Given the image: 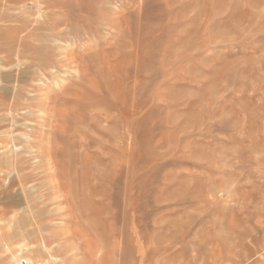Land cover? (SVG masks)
<instances>
[{
  "label": "rangeland",
  "instance_id": "374dc122",
  "mask_svg": "<svg viewBox=\"0 0 264 264\" xmlns=\"http://www.w3.org/2000/svg\"><path fill=\"white\" fill-rule=\"evenodd\" d=\"M30 261L264 264V0H0V264Z\"/></svg>",
  "mask_w": 264,
  "mask_h": 264
},
{
  "label": "bare ground",
  "instance_id": "6f19581e",
  "mask_svg": "<svg viewBox=\"0 0 264 264\" xmlns=\"http://www.w3.org/2000/svg\"><path fill=\"white\" fill-rule=\"evenodd\" d=\"M62 6V5H61ZM141 34V33H140ZM78 77V76H77ZM87 84H85V86H86ZM63 87V86H62ZM93 88V87H92ZM94 88H96V87H94ZM99 88V86L97 87V89ZM100 89V88H99ZM67 90V89H66ZM75 89H73V91H74ZM65 91V90H64ZM100 91V90H99ZM76 94L72 97H70V98H63L64 99V102L65 103H70L71 102V104L73 105V106H75V107H77V109L80 107L81 108V106L82 105H89L90 104V106L92 105V106H94V107H98V106H101L100 104H102V102L100 103V101H106V98L108 97H106L105 95H104V93H103V96H100V94L96 91V89H91V87L89 86V88H86V87H82V89H77L76 91ZM101 92V91H100ZM107 94V93H106ZM107 100H108V98H107ZM107 102V101H106ZM106 102H103V103H106ZM114 103H111V105L109 104V106H110V109H111V107L113 106L112 104H114L115 105V101H113ZM95 103H96V105H95ZM100 103V104H99ZM94 104V105H93ZM105 105V104H104ZM84 106H82V107H84ZM89 106V107H90ZM102 106H103V104H102ZM106 106V105H105ZM88 107V106H87ZM96 107V108H97ZM80 108L76 111V112H78L79 110H80ZM99 108V107H98ZM101 108V107H100ZM102 108H104V106L102 107ZM113 108H114V106H113ZM82 109V108H81ZM84 109V108H83ZM88 109V108H87ZM85 110V109H84ZM109 109H106L105 108V112H102L101 110L100 111H98V112H96V114L97 115H100V116H102V115H104V119H106V118H108L107 116L109 115V114H112V113H110L109 111H108ZM115 110V109H114ZM80 112H82V111H80ZM84 112V111H83ZM79 113V112H78ZM80 114V113H79ZM78 114V115H79ZM95 114V113H94ZM72 115H73V113H72ZM68 111H67V109L66 110H64V117H65V119L64 118H61L60 119V117H59V119H60V122H59V125H57L56 126V129L58 128V131L56 132V134H54V136L56 135V140H57V146L56 147H51L50 145V147L51 148H49L50 149V151L54 154V156H59V154H60V156L58 157V158H60L62 155H64V160H66L65 158H67V157H65V155H66V153H67V151L66 150H68L67 148L69 147V142H68V137H69V132H71V130H72V128H71V119L69 118V116H72ZM81 115L82 116H85L84 115V113L82 114L81 113ZM75 116V115H74ZM111 116V115H110ZM79 118V117H78ZM112 118H113V115H112ZM79 122H81L80 124L82 125L83 124V119L82 118H79V120H78ZM79 122H75V123H77V124H79ZM54 126H55V124H54ZM74 127V126H73ZM89 128H88V134L87 133H84L83 132V130H80V131H78L77 129V131H78V135H79V139L81 140V143L79 144L80 146L81 145H83L82 147H84L85 145H88V143L89 142H91L95 147H97V150H99V152L102 154L103 153V149L104 150H107L108 152H110V153H113L114 151H115V146L113 145H106L105 144V146H103L104 144H103V139H105V137L107 136V137H109L110 135H107V132L106 133H104V132H100V131H98L99 130V128H98V126H96V125H94V124H92V126H88ZM76 128V127H75ZM79 128V127H78ZM76 130H73V133H76L77 134V132H76ZM82 131V132H81ZM96 134H99V136H97ZM73 136H74V134H73ZM24 137V136H23ZM111 137V136H110ZM25 140H26V138H25ZM29 141H30V139H28ZM106 140V139H105ZM89 141V142H88ZM88 142V143H87ZM108 143V142H107ZM60 146V147H59ZM66 146H67V148H66ZM81 148V147H80ZM83 152H84V149H83V151H80V150H78L77 151V153H78V155L80 154H83ZM70 153H72L71 152V148L68 150V153L67 154H69L70 155ZM72 156V155H71ZM68 157H70V156H68ZM93 157V156H92ZM62 158V157H61ZM72 158V157H71ZM73 158H75V156L73 157ZM63 159V158H62ZM68 159V158H67ZM70 159V158H69ZM87 160V159H86ZM67 161V160H66ZM69 161V160H68ZM67 161V162H68ZM61 162H62V160H61ZM67 162H65V163H67ZM72 162V161H71ZM65 163H63V167H64V164ZM70 163V162H69ZM55 164H56V162H55ZM62 167V169L64 170V168ZM58 168V167H57ZM60 169V172H61V179H62V182H60L59 181V185L58 184H56V185H58V187H64L65 189H67V190H69L70 192H71V200H75L76 198H77V191H78V188H77V190H76V188L75 187H77L76 186V183H75V179H76V175H77V173H78V169L79 168H75V170H74V172L71 174V176L69 177V175L65 172V171H61V168H59ZM81 171H82V169H81ZM3 172V171H2ZM52 175V177L54 176V173H52L51 174ZM56 175V174H55ZM54 178V177H53ZM78 178V177H77ZM69 180L71 181V180H73V183L71 182V183H69ZM88 182V181H87ZM91 182V181H90ZM73 187V188H72ZM53 189V188H52ZM54 190H57V187H56V189H54ZM57 193H58V191H57ZM95 193V192H94ZM45 195V194H44ZM77 206V205H76ZM7 209V208H6ZM9 210V209H8ZM11 210H13V209H11ZM79 211H80V209H79ZM73 212V211H72ZM95 215V214H94ZM10 216H11V214H10ZM2 220V219H1ZM62 222V221H61ZM70 224V223H69ZM17 245H18V243H16ZM138 246V245H137ZM143 246V245H142ZM138 249V248H137ZM111 250V249H110ZM140 251V250H139ZM148 251V250H147ZM152 251V250H151ZM145 252V251H144ZM140 253H143V251L142 252H140ZM140 253H137V254H140ZM144 254V253H143ZM149 254V253H148ZM145 255H147V254H145ZM142 256H144V255H142ZM144 258L145 257H143V260H144ZM252 258V257H251ZM138 259H141V258H139V256H138ZM148 259V258H147ZM142 260V259H141ZM114 262V261H113ZM108 263H109V261H108ZM141 263H143V262H141ZM144 263H146V262H144ZM238 262L236 261V264H237ZM30 264H33V261H30ZM86 264V263H85ZM239 264H240V262H239ZM243 264V263H242Z\"/></svg>",
  "mask_w": 264,
  "mask_h": 264
}]
</instances>
